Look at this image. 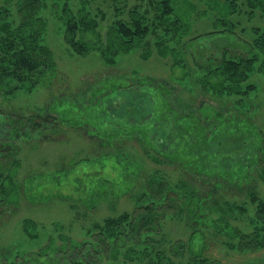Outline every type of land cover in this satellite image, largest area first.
<instances>
[{"label": "rangeland", "instance_id": "rangeland-1", "mask_svg": "<svg viewBox=\"0 0 264 264\" xmlns=\"http://www.w3.org/2000/svg\"><path fill=\"white\" fill-rule=\"evenodd\" d=\"M188 1L192 4L188 30L162 33L165 42L161 44L150 34L139 47L116 57L113 64L107 62L102 48L81 53L73 50L65 40L66 23L71 16L88 12L97 20V32L104 38L115 20H127L131 7L143 5L141 0L43 1L44 8L39 14L46 29L42 38L54 67L41 68L34 75L24 76L23 81L15 77L4 79V92L0 96L1 110L21 117L39 113L47 122L40 137L17 140L12 157L15 165L11 160L0 161L1 175L10 173L7 168L11 165L13 183L18 189L14 194L15 205L8 204L10 210L0 217V264L30 258L50 239L57 247L63 244L60 236L73 244L90 242L96 225L134 210L152 177L165 179L172 190L179 189L182 197L185 188L179 187L181 183L190 180L195 189L201 187L199 180L190 176L189 179L177 164L155 162L153 151L147 150L155 147L148 146L151 143L145 137L149 132L153 135L155 128L167 132L171 126L165 117L194 111L196 125L208 130L206 114L229 110L237 117L251 118L264 131V53L253 44L264 32V12L259 6L252 8L249 2L245 5L243 0ZM21 3L22 0H0V27L7 24L10 30L17 28ZM216 3L221 7L229 5L232 13L226 17L236 23L228 39L248 46L249 57L256 59L240 88L222 95L203 92L198 83L206 72L204 68L214 62L207 58L220 55L222 47L231 49L227 37L223 39L225 34L217 33L215 22L225 17V13L216 8ZM180 9L177 8L178 12ZM152 16L150 12L146 19ZM175 18L176 14L169 19ZM4 36L0 32V57ZM231 50L236 51L225 57L238 54L237 49ZM164 82L174 89L163 85ZM129 85L127 95L118 98V87ZM161 85L171 94L159 98L157 90ZM129 99L136 103L134 108ZM201 108L203 112H199ZM136 110L142 118L140 129L132 118L125 122L122 118L130 112L136 115ZM49 113L55 116L50 118ZM162 114L164 118L160 119ZM125 125L137 128L120 133ZM216 137L221 141L225 136ZM217 138L211 140L209 149L216 148ZM228 140L225 137L223 144ZM253 179L256 194L264 201V178L253 176ZM237 194L231 190L222 196H206L210 203L205 208L202 205L203 219L195 232L187 222L186 208L179 215L167 217L159 232L143 236L142 243L133 246L130 258H125L122 251L118 264H193L191 251L210 264H264V248L240 252L235 241L220 235L212 226L211 221L219 217L210 206L214 199L246 210L235 209L228 215L229 225L246 233L263 226L264 212L259 221L255 206L245 194ZM27 222L35 224L28 229L36 239L23 231Z\"/></svg>", "mask_w": 264, "mask_h": 264}, {"label": "trees", "instance_id": "trees-1", "mask_svg": "<svg viewBox=\"0 0 264 264\" xmlns=\"http://www.w3.org/2000/svg\"><path fill=\"white\" fill-rule=\"evenodd\" d=\"M43 1L46 0H22L17 28L10 30L7 24L0 27V32L3 31L6 34L1 45L4 49L1 50L0 57V96L4 92L2 86L4 79L15 77L23 81L24 76L34 75L41 68L46 70L54 67L51 53L43 44L42 36L46 29V22L39 14L44 8ZM243 2L245 5L248 2L251 3L252 8L259 6L264 12V0H243ZM141 3L143 5H135L128 10L127 20H115L109 31L104 34V38L97 32L99 27L97 20L91 18L88 12L82 13L79 17L71 16L66 23V43L79 53L102 48L107 62L113 64L116 57L139 47L150 34L161 44L165 42L161 37L162 33L188 30L187 19L192 9V4L188 0H141ZM177 8L183 9L178 12ZM216 8L225 13V17H220L215 22L218 27L217 33L225 34L223 39L227 37L228 45L231 49H237L238 54L225 57L233 50L222 47L220 55L217 54L219 59H216L217 55L209 56L207 61L214 60L213 63L216 66L213 63V66L208 64L204 68L206 70L204 76L198 83L203 92L211 91L222 95L225 91L235 93L240 88V84L247 80L256 59L249 57L251 51L248 46L228 39L236 26L230 17H226L232 13L229 5L221 7L216 3ZM150 12H153V16L147 20L146 15ZM175 14L178 18L169 19ZM255 30L258 29L255 28ZM253 44L264 53V32L254 40ZM98 45L102 47H97ZM163 85L174 89L171 84L164 82ZM126 88L130 89L131 86L118 87V98L127 95ZM168 88L162 85L158 88L159 98L166 96L165 93L171 94ZM249 89L253 87L249 86ZM141 97L147 101L145 95ZM136 98H138L137 95ZM128 102L131 106L133 105V108L135 107L136 103L133 104L130 99ZM203 108L199 112H203ZM136 111V115L132 113L133 110L122 115V118L124 122L132 118L140 129L143 126V123H139L142 118L138 110ZM227 111L214 110L211 115L206 114L205 122L210 124L208 130L200 124L196 125L198 121H196L195 112L188 110L181 115L174 113V118L165 117L168 124H171L168 128L166 127L167 132L162 128H155L153 135H150L149 131L148 136L144 135L151 143L148 146H155L154 149L146 146L149 152L153 151L155 162L177 164V167L189 179L194 178L201 182V187L197 186L199 192L189 182L190 180L180 184L179 187L185 188L184 197L189 198L188 200L182 197L179 189L178 192L172 190L165 179L152 177L147 183L146 192L138 197L134 210L125 212L117 218H107L102 224L96 225L90 242L73 244L67 237L60 236L63 244L55 247L53 239H50L46 246L36 254L30 255V258H21L12 264H118L122 251H125L123 253L125 258H130L133 246L142 243L143 236L147 237L148 234L159 232L163 220L179 215L185 208L188 212L187 222L195 232L203 219L202 205L205 208L210 203L207 197L213 198L219 194L222 196L223 193L231 190L237 192V195H246L250 204L255 206L257 219L260 221L261 214L264 212V201L256 194V182L253 176L264 178V131L257 128L251 118L237 117L234 112ZM48 116L55 115L49 113ZM163 116L162 114L160 119H163ZM46 125L45 118H42L39 113L30 117H21L14 112L0 109V161L7 163L11 160V163L15 165L12 157L16 153L17 140L28 139L30 136L40 137L43 130L47 128ZM132 127V125H125V129L120 130V133L125 134L137 128ZM218 135L227 137L228 142L225 141L223 144L225 137L220 141L216 137ZM233 136L236 139L232 138ZM216 138L218 139L216 148L209 149L211 140ZM148 151H146L147 154H149ZM10 167L11 165L7 168L10 173L0 174V217L10 210L8 204L16 203L13 200L18 189L13 183L14 170L12 171ZM16 167L17 165L14 168ZM220 200L211 201L210 206L214 209L213 211L219 214L218 219L211 221L213 228L217 229L220 235L228 237V240L235 241L240 252H252L264 248V222L260 229L256 228L251 233L243 232L238 227L229 225L227 217L235 209L242 212L246 210L229 202L221 203ZM32 225L35 224L27 222L23 231L29 238L36 239V235L29 230ZM67 241L70 242V246H66ZM191 254L193 264H210L200 258L197 252L191 251Z\"/></svg>", "mask_w": 264, "mask_h": 264}]
</instances>
